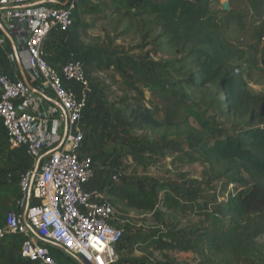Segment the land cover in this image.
<instances>
[{
  "label": "trees",
  "instance_id": "1",
  "mask_svg": "<svg viewBox=\"0 0 264 264\" xmlns=\"http://www.w3.org/2000/svg\"><path fill=\"white\" fill-rule=\"evenodd\" d=\"M77 1L75 17L87 0ZM211 2L109 0L121 18L159 32L157 38L170 56L160 70L171 73L178 88L171 97L186 94L180 105L185 115L181 125L186 127L181 136L191 151L182 153L183 157L188 161L200 157L210 170L217 169V176L241 186L216 210L218 214L206 215L211 225L201 235L203 246L195 243L198 264H255V240L264 235V95L250 91L251 74L243 68L244 48L228 41L223 29L234 23L247 42L259 43L264 32V0H246L247 12L229 11L223 20L211 11ZM152 88L164 92L160 80L154 79ZM135 120L138 127L151 130L174 127L169 111L159 121L143 109ZM138 186V206L152 209L158 185ZM189 195L193 197L192 191ZM5 223L6 217L1 227Z\"/></svg>",
  "mask_w": 264,
  "mask_h": 264
},
{
  "label": "built area",
  "instance_id": "2",
  "mask_svg": "<svg viewBox=\"0 0 264 264\" xmlns=\"http://www.w3.org/2000/svg\"><path fill=\"white\" fill-rule=\"evenodd\" d=\"M77 3L65 0L62 7H53L38 5L37 0H0V31L26 53L24 65L57 105L38 111L41 101L33 98L30 88L0 73V127L7 147L35 162L18 176L17 205L22 208L30 197L43 203L27 221L17 211L9 212L0 228V239L21 238L18 257L27 264H57L42 243L81 264H114L116 248L124 238L111 203L101 193L83 189L93 167L91 157L79 155L84 141L80 122L90 94L85 63L78 59L56 69L42 53L50 33L73 28ZM259 43L264 47V32ZM67 82L80 91L67 87ZM62 124L64 135L58 133ZM44 154L43 162L36 164Z\"/></svg>",
  "mask_w": 264,
  "mask_h": 264
},
{
  "label": "rangeland",
  "instance_id": "3",
  "mask_svg": "<svg viewBox=\"0 0 264 264\" xmlns=\"http://www.w3.org/2000/svg\"><path fill=\"white\" fill-rule=\"evenodd\" d=\"M210 8L221 20L229 11L247 12L246 0H212ZM113 9L109 0H87L79 10L85 13L91 10L93 13L81 16L82 26L74 25L72 30L83 32L81 39L86 50L89 51L88 53L101 57L103 61H114L118 63V67L120 64V74L110 66L107 69H102L99 75L103 73V75L110 76V79L113 77L111 81L114 79V82H120V91L126 92L127 97L133 98V109L137 107L140 110L149 109L154 118L159 121H163L169 111L174 121V127L165 126L157 130L140 128L137 122L135 123L137 127H134L128 136L123 135V138L120 139L123 148L126 150L132 146L137 155H142L138 162L129 164L125 173L129 177L144 181L151 186L158 185L159 192L163 190L164 185L168 190L170 188L173 200L169 201V204H173L176 201L174 199L177 198L178 203L180 201L187 204L188 207L194 205L196 208L197 206L203 212L199 213L195 209L192 211L188 209L178 212L175 209L168 211L166 207L163 208L160 201L158 203L159 216L155 219L148 217L151 222L148 221L140 229L148 231L151 227H156L155 224L163 222L169 225V228L170 225H173L174 228L192 229L196 233L204 232L211 225V220L206 215L218 214L216 210L224 205L232 194L240 190L241 186L230 183L223 176H217V169L210 170L199 156L196 155L199 157V160L196 161H188L183 157L182 153L191 151L181 136V131L186 127L181 125L185 115L181 112L180 105L181 102H184L186 94L184 91L181 97H171V92L177 91L178 88L174 84L176 81L174 76L160 70V67L167 63L170 56L162 47V41L157 38L159 32H151L141 22L134 23L123 19L120 13H115ZM82 12L78 11V13ZM223 33L226 39L239 46H243L242 43L247 40L246 35L240 33L234 23L223 29ZM241 37L244 39L243 42L239 41ZM111 64L115 67L114 63ZM245 72L247 71L245 70ZM142 73L143 75H141ZM250 74L249 86L252 81L258 82V75L253 72ZM154 79L162 82L164 92L153 90ZM118 86L113 83L112 87ZM133 86L138 89L140 94L131 91ZM249 89L253 93L256 90L254 87H249ZM190 123L192 126H196L193 120H190ZM160 146H162V153L158 155L156 150ZM174 148H179V150H174ZM196 156L194 155V157ZM124 158L126 157L124 156ZM33 164L35 162L23 153L10 151L5 136L0 132V221L5 222L6 215L11 211H17L22 216L24 209L30 207L29 202L22 208L17 205L20 197L17 179L24 169ZM248 187L249 185L245 188ZM191 191L193 197L189 195ZM115 205L119 207L120 203ZM2 227L0 225V228ZM134 229L138 230L139 228L134 227ZM126 233H128L127 230ZM20 243L21 238L10 235L0 242V251L7 256L3 261L0 257V264L18 263V261L15 262V259L20 250ZM42 244L47 246L57 264H73L68 258H65L66 256L64 257L66 253L62 250L48 243ZM119 248L120 245L116 251ZM255 249V264L258 262L264 264L262 263L264 261V235L255 240ZM243 264L248 263L244 262Z\"/></svg>",
  "mask_w": 264,
  "mask_h": 264
},
{
  "label": "crops",
  "instance_id": "4",
  "mask_svg": "<svg viewBox=\"0 0 264 264\" xmlns=\"http://www.w3.org/2000/svg\"><path fill=\"white\" fill-rule=\"evenodd\" d=\"M64 2L65 0H37L38 5L53 7H62ZM87 14L88 12L78 13L74 25L82 26L81 16ZM0 29L2 28L0 27ZM82 33L76 29H71L66 33L52 32L45 41L42 53L46 61L56 69L78 59H82L85 63L90 81V94L88 106L80 122L84 141L79 149V155L91 157L93 167L92 175L83 185V189L87 192L101 193L113 206L119 226L124 230V238L120 248L116 251L115 264H198V255L194 249L195 243L201 242L203 246L204 238L201 235L208 228L204 232L196 233L192 229L174 228L173 225H170L169 228V225L162 222L155 224L156 227H151L148 231L140 229L148 221L151 222L148 217L155 219L159 216L158 203L160 201L163 208L166 207L168 211L174 209L176 212L186 209L192 211L195 209L199 213L203 212L197 206L196 208L194 205L188 207L187 204L180 201L178 203L177 198L174 199L176 201L173 204H169L168 202L173 200L172 193L170 188L168 190L164 187L165 185L162 187V191L159 192L157 189V197L152 209L138 206V194H140L138 183H144L147 189L152 186L144 181L129 177L125 173L129 164L138 162L142 155H137L132 146L125 150L120 139L123 138V135L128 136L134 127H137L135 117L141 110L139 107L133 109V98L127 97L126 92L120 91V82H114V79L111 81L113 77L110 79V76L103 75V73L99 75L102 69H107L110 66L120 74V64L118 67V63L114 61H103L101 57L88 53L89 51L86 50L81 39ZM0 41H2L0 43V73L19 80L29 87L33 98L41 101L37 108L38 111L57 108L52 93L49 90H43L41 82L35 79L24 65L26 53L2 31H0ZM239 41L243 42L244 39L241 37ZM242 45L245 51L243 64L245 70L258 75V82L252 81L249 87L256 88L254 93L264 95V47L260 43L247 42V40ZM111 63H114L115 67ZM137 77L139 78V76ZM112 82L119 86L112 87ZM66 86L76 92L80 91L79 86L74 83L67 82ZM137 90L133 86L131 91L140 94ZM65 130L66 128L62 124L58 128V133L64 135ZM0 132L5 136L1 127ZM161 148L162 146L156 150V154L162 153ZM45 156L46 154L36 164L40 165ZM114 176H118V179L113 180ZM28 202L30 207L25 208L22 213V217L26 221L38 212L37 206L43 205L42 202L33 200L31 197ZM118 202L120 203L119 207L115 205ZM134 227L139 229L135 230ZM12 248L14 247L12 246ZM0 257L2 261L7 258L2 251H0ZM64 257L73 264H81L79 259L72 255L64 254ZM17 261L18 263L12 264H27L19 260L18 253L15 262Z\"/></svg>",
  "mask_w": 264,
  "mask_h": 264
}]
</instances>
